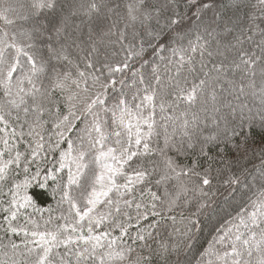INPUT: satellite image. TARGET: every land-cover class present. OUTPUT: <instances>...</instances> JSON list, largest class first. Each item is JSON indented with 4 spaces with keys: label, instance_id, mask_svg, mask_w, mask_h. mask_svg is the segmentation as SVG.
I'll use <instances>...</instances> for the list:
<instances>
[{
    "label": "snow or ice",
    "instance_id": "6c2138e0",
    "mask_svg": "<svg viewBox=\"0 0 264 264\" xmlns=\"http://www.w3.org/2000/svg\"><path fill=\"white\" fill-rule=\"evenodd\" d=\"M0 264H264V0L0 2Z\"/></svg>",
    "mask_w": 264,
    "mask_h": 264
},
{
    "label": "trees",
    "instance_id": "16d2710c",
    "mask_svg": "<svg viewBox=\"0 0 264 264\" xmlns=\"http://www.w3.org/2000/svg\"><path fill=\"white\" fill-rule=\"evenodd\" d=\"M0 2H3V0H0ZM8 3H11L13 5H16L18 0H7ZM24 2H27V0H24ZM164 55H170V53H165ZM146 58L150 60H154L158 62V58L152 57L151 52H149L146 55ZM145 70L150 72V67L145 66ZM78 128L83 127V124L77 122ZM70 139L73 141H77V132H72L69 134ZM67 144L64 143L61 145V148H66ZM58 155V153H57ZM51 159V157H49ZM241 164L249 169V172L251 175H249L248 179L245 180V185L252 184L255 188L259 184V176H260V159L257 156L251 157L247 161H241ZM253 165H255V168H253ZM253 177H256V181H253ZM222 191V189H221ZM246 194V195H245ZM251 193L247 191L246 187H240L238 191L233 194L232 196L228 197L227 200H225L223 197H217L219 204H218V211L216 215L213 217L211 224L206 226L204 230L201 232L198 242L196 243L195 251H199L204 247H207L208 242L211 240V225H217V226H223L226 224L227 221L231 220L233 216L236 215L238 211L242 207L246 206V200L247 196H250ZM41 201H44L46 198L44 196L39 197Z\"/></svg>",
    "mask_w": 264,
    "mask_h": 264
}]
</instances>
